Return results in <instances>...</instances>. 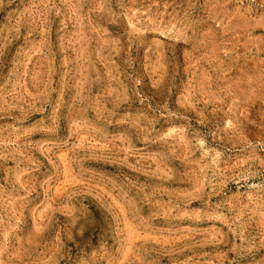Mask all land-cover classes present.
Instances as JSON below:
<instances>
[{
	"label": "rangeland",
	"instance_id": "rangeland-1",
	"mask_svg": "<svg viewBox=\"0 0 264 264\" xmlns=\"http://www.w3.org/2000/svg\"><path fill=\"white\" fill-rule=\"evenodd\" d=\"M0 264H264V0H0Z\"/></svg>",
	"mask_w": 264,
	"mask_h": 264
}]
</instances>
